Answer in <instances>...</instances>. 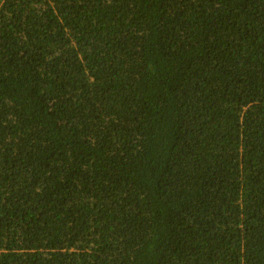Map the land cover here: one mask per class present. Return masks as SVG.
I'll return each mask as SVG.
<instances>
[{"label": "trees", "instance_id": "1", "mask_svg": "<svg viewBox=\"0 0 264 264\" xmlns=\"http://www.w3.org/2000/svg\"><path fill=\"white\" fill-rule=\"evenodd\" d=\"M0 264H264V0H0Z\"/></svg>", "mask_w": 264, "mask_h": 264}]
</instances>
